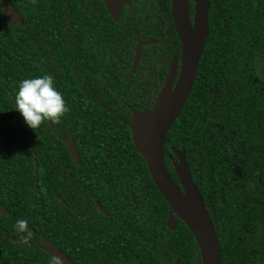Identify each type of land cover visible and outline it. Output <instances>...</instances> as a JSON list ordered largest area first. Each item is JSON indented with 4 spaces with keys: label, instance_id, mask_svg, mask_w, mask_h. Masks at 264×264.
<instances>
[{
    "label": "trees",
    "instance_id": "trees-1",
    "mask_svg": "<svg viewBox=\"0 0 264 264\" xmlns=\"http://www.w3.org/2000/svg\"><path fill=\"white\" fill-rule=\"evenodd\" d=\"M9 1L23 24L6 18L0 0V264H58L40 248L42 239L75 264H202L187 226L177 220L174 231L167 227L170 207L129 128L132 110L153 102L137 101L148 88L132 73L138 42L160 34L149 10L147 20H136L125 7L114 21L103 0ZM208 2L209 34L167 134L165 164L179 184L172 149L185 150L221 264H264V0ZM170 7L168 0L169 16ZM171 39L164 34L163 42ZM160 49L146 46L139 66L147 59L159 65ZM166 72L157 71L154 95ZM71 138L80 166L64 142ZM71 168L124 188L92 189L85 199L74 193ZM117 179L124 183L110 181ZM109 198L119 208H107L105 217L93 201L105 206ZM91 220L115 231L98 229L91 240L83 228Z\"/></svg>",
    "mask_w": 264,
    "mask_h": 264
},
{
    "label": "water",
    "instance_id": "water-1",
    "mask_svg": "<svg viewBox=\"0 0 264 264\" xmlns=\"http://www.w3.org/2000/svg\"><path fill=\"white\" fill-rule=\"evenodd\" d=\"M6 18L14 25L21 26L23 19L9 0H1ZM105 7L114 21L120 19L123 6L130 4L127 0H103ZM194 15L191 19L189 0H172L171 13L176 33L181 42L182 65L177 75L176 65L170 64L168 74L153 107L136 112L130 124L133 143L145 160L148 171L160 194L167 201L171 213L167 218V227L174 231L177 220H181L192 233L201 253L202 264H221V250L218 237L205 205L204 199L196 186L185 150L173 148L177 158L173 162L179 184L171 177L164 159V144L173 123L180 116L195 81L199 62L209 34L208 0H192ZM149 40L139 43L133 61L135 72L143 54L145 44H155ZM176 80V81H175ZM50 128L54 130L50 124ZM69 154L76 165L81 164L74 140L64 141ZM102 213L104 210L97 205ZM1 212L6 210L0 205ZM21 242V240L14 239ZM40 248L58 264H75L68 255L47 239H43ZM175 264H179L176 260Z\"/></svg>",
    "mask_w": 264,
    "mask_h": 264
},
{
    "label": "flooded vegetation",
    "instance_id": "flooded-vegetation-1",
    "mask_svg": "<svg viewBox=\"0 0 264 264\" xmlns=\"http://www.w3.org/2000/svg\"><path fill=\"white\" fill-rule=\"evenodd\" d=\"M127 1H129L130 4H126L123 6L122 13H123V10L125 7H130L131 11L133 12L132 17L136 20H139V17L141 15H145L144 19L147 20L148 14H146V13L149 10L151 18H152L151 19L152 20V28L154 29V31L160 32L158 38L154 39L151 37L149 40L157 41V43L151 44V45L163 46V48H164V49H160V52H161L163 58L160 61L159 65H155V64H153V62L151 60L147 59V62L144 65L139 66L142 58L144 57V53H145L144 49L146 46H149V44H145L143 46V54L139 60L138 66H137L135 72H132V73H136V71H138L137 80H140L141 84H143L145 87L148 88V91H145L138 96L139 99H137V101L140 102L141 104H144V103L148 104L151 101H153L152 106H151V108H152L154 103H155L156 97H157V95H154V89H155L156 84H157V71L162 73L165 70V67H167V72L162 79L161 87H163L164 82L166 80V76H167L169 68H170L171 62L174 61L175 65H176L177 75L179 74V72L181 70V65H182L181 42H180V39H179L178 34L176 33V30L174 27V21H173V17H172V13H171V7L169 10L170 16H169V13H167L168 0H151V2H148L147 0H127ZM189 2H190V0H189ZM171 3H172V0H169L170 6H171ZM122 13H121V15H122ZM193 15H190L191 19L193 18ZM171 32H172V34H171ZM165 33H167L168 35H172V39L170 42H163ZM149 40H140L138 42V45H139V43H147V42H149ZM133 61H134V59H133ZM151 108H148V109L146 108V109H142V110H149ZM142 110H135V111H142ZM130 130H131V128H130ZM72 140H74V139H72ZM166 141H167V138H166ZM165 144H164V147H165ZM77 151L79 153L78 148H77ZM79 156H80V153H79ZM80 165H78V166H80ZM66 167H67V165L65 164L64 168H66ZM91 174L92 173L89 170L82 172V171L75 170V168L70 169V175L69 176L72 178V180L74 182V187H75L74 193L80 194L82 197L85 196V199H91L93 190L96 188H99L100 190L107 188V192L109 190H117V189L123 190V188H124L122 184L114 185L112 183L111 185H109V184L101 185L96 179H92ZM83 175L86 176L85 179H83V177H82ZM78 180L79 181L83 180V186L81 185V183ZM110 181L111 182L124 183L123 180H119V179H117L115 181H113V180H110ZM108 200H109V202L106 203L105 206L98 204V202L95 200L93 201L95 203L94 206H95V208H97V211H99V213H101L105 217L109 216V214L106 211L107 208L113 209V210H118V208H119L116 205V203L113 202L110 198ZM97 205H100V207L104 210V213H102L100 211V209L98 208ZM87 211H88V207H87ZM83 228H84V231L86 229V232L90 238H91V233L93 231H97L98 229H103V231H108V232L109 231H115L114 230L115 228L112 226H109L107 223H104L102 225L98 224L96 226V221H93V220H91L90 225L84 226ZM90 238H88V239H90ZM77 239H78V237H77V232H76L75 233V240H77ZM84 239H85L84 241H86V242L84 243L83 247H85L88 251V254L91 257H93L95 255L94 245L92 244L91 241H88V239H86V235L84 236ZM91 240H93V238H91ZM42 241H43V239H42ZM73 243H74V240H73Z\"/></svg>",
    "mask_w": 264,
    "mask_h": 264
}]
</instances>
